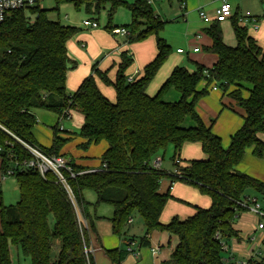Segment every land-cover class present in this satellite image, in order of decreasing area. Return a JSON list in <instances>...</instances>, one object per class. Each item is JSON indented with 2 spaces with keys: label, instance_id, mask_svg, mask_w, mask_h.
Instances as JSON below:
<instances>
[{
  "label": "trees",
  "instance_id": "16d2710c",
  "mask_svg": "<svg viewBox=\"0 0 264 264\" xmlns=\"http://www.w3.org/2000/svg\"><path fill=\"white\" fill-rule=\"evenodd\" d=\"M53 1L52 9L38 4L21 7L0 22V174L11 168L19 192L15 204L4 205L0 190V264H12V245L30 264H95L92 254L86 256L83 249L90 247V232L97 235L88 208L95 210L101 203L112 207L111 232L125 243L132 240H126L125 235L134 213L141 217L144 228L139 247L148 245L154 232L177 237L167 258L156 264H223V257L228 258V264H236L228 246L231 238L239 239L234 224L246 211L250 191L264 196V181L236 169L246 148L251 147L258 157L264 154V141L259 137L264 133V48L238 24L237 15L230 18L233 45L224 42L220 22L212 20L203 29L210 39V45L203 49L216 56L211 67L194 62V69L188 70L176 65L150 95L147 87L168 57L170 45L159 35L166 21L147 0ZM64 2L88 14L107 10L105 29L109 32L118 27L112 24L116 9L126 8L131 17L130 23L122 26L127 30V41L155 37L156 53L143 66L142 74L128 81L125 71L132 57L121 52L113 80L94 66L93 73L67 94L66 72L76 62L69 57L66 43L79 28L48 16ZM93 74L113 87L114 101L100 91ZM202 81L204 85H200ZM212 81L244 112L226 147L212 131L214 121L206 125L196 110V103L208 94ZM170 88L179 95L174 101L164 98ZM34 109L52 111L60 117L78 112L82 123L72 134L84 140L79 146L86 149L100 141L107 145L96 169L66 158L74 175L65 169L62 174L72 199L53 173L42 176L23 166L31 155L21 142L57 156L62 155L59 150L69 140L59 136L54 125L50 146L39 145L32 131ZM186 143H198L204 157L178 164ZM169 146L176 167L173 173L151 165L159 153L163 158ZM163 177L195 187L209 196L210 205L193 206L192 215L184 219L172 216L162 222V211L172 198L169 188L160 191ZM84 190L93 191V203L84 199ZM53 239L59 240L55 260L50 257ZM104 252L112 262L122 257L118 248Z\"/></svg>",
  "mask_w": 264,
  "mask_h": 264
},
{
  "label": "rangeland",
  "instance_id": "374dc122",
  "mask_svg": "<svg viewBox=\"0 0 264 264\" xmlns=\"http://www.w3.org/2000/svg\"><path fill=\"white\" fill-rule=\"evenodd\" d=\"M188 1L195 4V7L191 8L187 5L186 9H183L182 7L181 9L179 7L180 0H171V1L154 0V3L151 4L153 10L160 16V18L166 21L159 35L162 38H164L167 41V43L170 45V53L166 58V60L156 71L155 78L151 81L150 85H154L156 84V82H159L162 78H164L174 65L185 66L188 70H193L195 67V63L192 60H190L189 55H187L186 53H177L176 49L180 47L183 48V50H190L192 48V44L194 43L192 40L194 33L203 31V29L206 28V26L208 25V23H205L200 19L198 12L204 11L205 13H208L209 9L206 3L211 4L216 0H188ZM255 1L256 2L245 5L244 0H242L241 9L244 10L249 8L252 12L258 13L259 15L264 14V0H255ZM37 4L39 7L46 9H52L55 6L53 0H40ZM211 6H214V4H212ZM48 16L51 19H58L63 24L74 25L80 28V31L78 33H80L81 31L85 33L91 32V28L89 27L84 28L85 26L84 27L82 26L83 25L82 20L85 18H89V19L95 18L98 23V28L100 29H105V25L107 23V10H102L99 12V14H88L83 10H76V8L73 6L71 2H64L59 4L58 10H50L48 12ZM130 21H131L130 12L126 8H122V7L117 8L112 16V24L118 27L127 25L130 23ZM256 24L259 27L257 31H252L250 28H248L247 31L249 34L254 36L255 39L262 46H264V17L259 18L256 21ZM220 26L223 31L224 42L233 45L235 43V39L231 25L228 22H221ZM248 26L251 25L249 24ZM142 41H145L143 43L147 51L150 48L151 49L154 48V43H155L154 35H149ZM134 45L138 47L139 45L142 44L137 43ZM200 52H201V56L193 55V58H199V60L206 61L205 64L209 66L211 64L210 62L212 59L211 53L204 51V49L201 50ZM128 55L132 57V62L130 64L131 68L133 65H137L138 62H140V59H137L136 53L132 49H129ZM71 69L73 68H70L68 70ZM212 82L209 85L210 90H211V86L216 84V82L215 83L214 81ZM200 85H202V83H200ZM218 89H220L219 93L209 92L206 96L200 98L196 103V108L198 113L203 118V120L205 122H208V124H210L211 121L216 122L219 119H221L222 126H224L223 121L224 119H226L225 114L227 115V114L236 113L237 115H239L238 112L241 111L240 110L241 108L237 105L236 102L233 101V105H237L235 106V108L239 110L235 109L234 112L232 110L230 111L224 110L222 111V113H220L221 117H219L218 111L216 112V114H212L210 110L214 107L217 106L219 107L220 102H223L225 100L224 97H226L224 95L221 99L220 95L221 93L223 94V90L220 87ZM66 92L67 94L73 93V91H69L67 87H66ZM37 110L38 111L37 112L35 111L34 113L36 118V124L34 125L32 131H33V137L34 139L35 136L37 137L39 145L40 143H42L44 145L43 147H45L46 145V148L50 145L52 126L57 125L59 129L58 131L59 136L69 139L67 144L70 143L68 146L65 143L59 150V153H62V148L65 145H66L64 147L65 153H71L73 149L75 150L82 149L79 145L78 146L76 145V142L78 141L77 138L78 135L73 134L72 136V134L70 135L67 133L68 131H72L74 133H77L78 131L81 116L77 112H71L70 115L68 116L60 117L55 112L52 111H48L45 109H37ZM237 115L235 116L237 117ZM60 127H62L63 130H60ZM66 134L68 135L66 136ZM259 137L262 139V141H264V133L259 134ZM78 143L79 141L77 142V144ZM102 145L103 144L101 142H98L93 146V149L90 150L88 149V151L91 152L88 153V155L91 154L89 155L90 156L89 160L93 162L98 161L99 153L97 152H99ZM251 149H252L251 147L245 149V153L242 158L244 161L242 163V167L244 170H248L247 173L259 174L260 176L259 178L262 179L264 178V154H262L261 157H258L251 152ZM82 151H87V150L83 149ZM171 155H172L171 146H169L166 149L163 158L161 157V153L158 154V156H160L162 159L160 169L164 170L166 173H173L176 168L174 167V163L171 160ZM66 156H68V158H71L75 161L76 155L72 154V157L70 155H66ZM161 181H162V189L160 191L163 192L167 187L169 178L163 177ZM175 185L178 186L177 192L180 193V195H176V196L181 200L187 201L191 204H199L205 202L204 199H206V201L210 200L209 196L205 194H201L195 187L191 185L181 183L179 181H175L174 186ZM0 190H1L2 202L4 205L15 204V202L18 200L19 192L14 175H6L3 179H0ZM170 192L171 194H173L172 193L173 191L170 190ZM249 194L256 197L259 203L264 204V196L260 195L259 193L251 192V191L249 192ZM85 196L89 198L91 201L93 202L95 201V196L93 194V191L91 190L86 191ZM110 210H111L110 205L101 203L96 208V213L97 215L108 216L110 214ZM189 210H192V207L189 204H185L183 202H180L178 200H173V198H170L166 203L165 206L166 214L163 215V219L165 220L167 216L171 217L174 214L180 216L183 213H187V211ZM245 212L246 213L239 221V223H242L244 225V227H241L242 231L241 232L238 231V233L241 234L242 236V240L238 239L240 241H237V239H234L232 241L234 243V248L232 247V249L234 250L233 252H235V254H237V256L241 258V261L247 262L249 259L248 258L249 254L252 253L253 251H254L253 255L256 252L260 253L257 254L259 258L264 256V242H262L264 240L260 241V234L262 231L258 229L254 230L257 224V220L252 221L255 214L252 213L249 209H246ZM49 223L50 225H52L53 223V219L51 217L49 218ZM252 226H254V228L252 231H250V228H252ZM105 230L106 229L102 228V232H105L107 240H110L111 237L112 238L116 237V235L112 234V232L109 233L108 230L107 232ZM126 231L128 233L127 235L132 237V241L134 242L133 246H135L136 249H139L141 251L142 261L141 263L138 264H152L153 261H155V256H156L155 253L152 252V248H154L155 246L160 249V247L157 244L144 245L142 247L138 246V239L143 234L144 231L141 217L138 214L136 213L133 214L131 223L128 224ZM157 238L158 240L156 239V241L154 242L157 243V241H159L160 244H162L165 248L168 247V244H170L171 247L173 248L177 243V237L165 231L160 232V234L157 235ZM118 246H119L118 249L122 251V257L120 261L112 262L111 259L102 252H99V254L96 255V249H95L92 253L93 256L95 254V256L93 257V259L95 258V264H137V262L140 259L139 260L135 259L133 253L126 251L125 242L121 240V242L118 243ZM10 249L12 255V264H30L29 259L27 257H24L19 252V250H17L15 246L13 245L10 246ZM58 249H59V240L53 239L51 246V255H50L52 260L56 259ZM164 251H161L159 255H157L158 259L162 258L163 254L166 253ZM145 253H150L149 258L145 256ZM257 256L254 255V258H257Z\"/></svg>",
  "mask_w": 264,
  "mask_h": 264
},
{
  "label": "crops",
  "instance_id": "0c3cea01",
  "mask_svg": "<svg viewBox=\"0 0 264 264\" xmlns=\"http://www.w3.org/2000/svg\"><path fill=\"white\" fill-rule=\"evenodd\" d=\"M221 1L222 0H216L215 2H213L211 4L206 3V5H207V7L209 9L208 14L210 16H212L213 10L217 7V5ZM227 1L231 4L232 14H235V15L239 16L240 14L243 13V11L244 12L245 11H249L252 15L256 16L257 20L259 18H261V17H264V14L259 15L258 13L252 12L249 8L242 10L241 9L242 0H227ZM253 2H256V1L255 0H244V4L245 5H248V4L253 3ZM153 3H154V1H153ZM180 3L184 7L183 9H186L187 5L189 7H191V8L195 7V4H193L192 2H189L188 0H180L179 7L181 8ZM212 4H214V6H211ZM85 19H89V18H85ZM85 19H83V20H85ZM90 19L97 21L94 18H90ZM211 21L212 20L203 21V22L208 23V25H209L211 23ZM222 22H228L230 24L231 19H228V20H225V21H222ZM82 26L84 27V25H82ZM84 28H86V27H84ZM246 28H247V30H248V28H250L252 31H257L259 29L258 25H257L256 29H253L252 26H247ZM79 31H80V28H79ZM78 32L76 33L77 35H75L72 38H70L67 41V43H66L67 53H68L69 57L76 62L75 66L73 67V69L68 70L66 72V83L65 84H66V87L69 89V91H75L77 89V87L80 85L81 81L85 77H87L88 75L93 73L92 69H93L94 66H95V68H97L100 71H106L107 72V76L109 77V79L113 80L114 77H115L116 71H117V65L120 62V53L121 52H127L128 53L129 49H132L136 53L137 59H140V62H138L137 65H133L132 68H131V66H129L126 69L125 74L127 75V77L133 76L134 79L138 78L142 74L143 66L147 62H149L154 57V55L156 53L155 43H154V48L153 49L150 48L147 51L146 48H145V45L143 43L145 41H142V42L138 41L136 43L135 42L129 43L127 41V35H125V34H119V33H113L112 34L109 31H107L106 29H100L98 27L91 29V32H89V33H85L83 31H81L80 33H78ZM247 33H248V31H247ZM248 35L255 39V37L252 36L251 34L248 33ZM192 40H193L194 43L192 44V48L190 50H183V48L179 47L180 49H182V52H177V49H179V48L176 49V52L177 53H186L187 55L190 56V60H192L193 62H195L197 64H200V65H203L205 67H211V65L216 60V56L214 54L212 55V53H211L212 59H211V62H210L211 64L209 66L205 64L206 61L199 60V58H193V55L201 56V52L200 51L203 50L204 47H207V46L210 45V39L208 38V36L203 31H199V32L194 33ZM256 42L258 43L259 46L264 48V46H262L257 40H256ZM137 43L142 44V45H139L138 47H136V45H134V44H137ZM174 66H176V65H174ZM171 69L169 70V73H170ZM169 73L166 74V76L164 78H162L159 82H156V84H154V85H150L149 84L148 87H147V93L150 94V95L155 93V91L157 90L159 85L164 81V79L169 75ZM93 75H95V74H93ZM94 77H95L96 84H97L98 88L100 89V91L110 101H114L115 93H114L113 87L111 85L104 84L96 75ZM154 78H155V76H154ZM201 83H202V85H204V82H201ZM218 88H219V86L216 87L215 89H212V86H211V90H210V88L208 86V93L209 92H218L219 93L220 89H218ZM165 94H166V96L164 95L165 99L168 100V101H174V100H176L178 98V93L172 88H170ZM224 95L226 96V97H224L225 100L223 102H220L219 107L217 106V107H214V108H212L210 110V112L212 114H216V112L218 111L219 112V117H221L220 113H222V111H224V110H227V111L228 110L229 111L232 110L234 112V110L236 109L235 106L238 105V104L237 105H233V101L234 102H236V101L230 99L226 95V92H224V91H223V94L221 93V95H220L221 99H222V97ZM196 110H197V108H196ZM236 110H239V109H236ZM240 110L241 111L238 112L239 115H237L236 113L227 114V115L225 114V118L226 119H224V121H223V125L224 126H222L221 119H219L218 121H216V122H214L212 124V131L216 135H218L220 137L223 147L227 146L229 144L230 136L241 125V122H242L241 116L243 115L244 112H243L242 109H240ZM35 111L37 112L38 110L34 109L33 113H35ZM71 112H75V111H71ZM78 114L81 116L80 122H79L80 123L79 127H80V125L82 123V115L80 113H78ZM235 115H237L238 119H237V117ZM200 117H201V115H200ZM202 120H203V118H202ZM203 122L206 125H209L208 122H205L204 120H203ZM67 133L71 135L72 131H68ZM34 134H35V131H34ZM68 134H66V136ZM72 136H73V134H72ZM77 138H78L79 143L77 144V142H78L77 141L76 145L78 146L84 140L82 138H80L79 136H77ZM35 139H36V142L39 143L36 136H35ZM51 140H52V133H51ZM100 142L103 145H102L101 149L99 150V152H97V153H99V157L102 154V152L106 149V146H107L104 141H100ZM69 144L70 143H68V144L66 143L67 146ZM40 145L44 146L42 143H40ZM94 145L95 144L89 145L88 148H86L87 151H82L83 149H81V150L73 149V151L71 153H65L64 152V147L65 146H64L62 148V153H60V154H62L65 158H68V156H66V155H70L72 157V154H74V155H76L75 161L73 159H71V158H69V159L73 160L76 164L81 165V166H83L85 168L96 169V168L99 167V164H100L99 157H98V161L97 162H93V161L89 160L90 159L89 155H91V154L88 155V153H91V152L88 151V149L89 150L93 149ZM45 147H46V145H45ZM251 152H252V150H251ZM203 157H204V154L202 153L198 143H186V144H184V146L182 147V149L180 151V155H179V158H178L179 159V161H178L179 163L178 164L184 165L186 163V161H188V160L200 159V158H203ZM243 162L244 161L242 159L240 161V163L236 166V169L238 171L246 173V174H248L250 176H253V177H255V178H257V179H259L261 181H264V178H262V179L259 178L260 177L259 174L247 173L248 170H244L243 167H242V163ZM161 163H162V160H161ZM160 167H161V164H160ZM167 188H169V191L170 190L173 191L172 192L173 194H171V192H170V194L172 195L173 200H178V201L183 202L185 204H189L192 207V210L187 211V213H183L180 216H178L177 214H174L172 216H177L180 219H184V218H186V217H188V216H190V215H192L194 213V207L193 206L206 208V207H208L210 205V200L206 201V199H204L205 202H202V203L197 202L199 204H191V203H189L187 201L179 199L176 196V195H180V193L177 192L178 186L177 185L174 186V182H171L170 179H169V182L167 184L166 189ZM161 189H162V181H160V190ZM86 191H89V190H84L82 192V195H83L84 199L86 201H88L89 203H93V201H91L89 198H87L85 196ZM94 196H95V194H94ZM95 199H96V196H95ZM262 206H264V204H262ZM96 208H95V210H93L92 207L88 208L89 214L91 215V218L93 219V225H94L96 233H97V235H96L94 232H90V234H89V246L92 249V253L96 249V255H98L99 252H102L103 254H105V252H104L105 249H116V248H118L119 247L118 243H120L122 239L118 238L116 236V237H113V238L111 237L110 240H107L105 232H102V228L106 229L105 230L106 232H107V230H108L109 233L111 232V226H110V223H109V219L111 218L112 213H113L112 207H111V210H110V214L108 216L97 215ZM245 213L246 212H243L242 214H240V216L238 217V219L236 220V222L234 224V228L237 231H239V232L242 231L241 227H244V225L242 223H239V221L241 220V218L243 217V215ZM164 214H166L165 213V207H164V209L162 211V214H161V217H160L161 221L165 223V222L169 221V219L172 216L171 217L167 216V218H165V220H164L163 219V215ZM168 217H169V219H168ZM256 218H257V216L254 215L252 221H256L257 220ZM101 225H103V226H101ZM253 228H254V226H252V228H250V231H252ZM143 233H144V231H143ZM127 234L128 233L126 232L125 237H126V240H129L130 236L127 235ZM158 234H160V232L152 233L150 235V238H149V241H148V245L157 244L160 247L158 253L155 254L156 255L155 256V261H153L152 264H156V263L160 262L161 260H164L165 258H167V256L169 255L170 251L172 250V247H171L170 244H168V247L165 248L162 244H160L159 241H157V243L154 242V241H156V239L158 240V238H157ZM238 237H239L240 240H242L241 234L238 233ZM234 239H236V238H231L230 241H229V245H228L229 249H230V252L235 256V258H233L232 261H241V258L238 257L237 254H235V252H233L234 250L232 249V247L234 248V243L232 242ZM240 240H237V241H240ZM262 240H264V233L261 232L260 241H262ZM164 250H166V251H164ZM161 251H164L166 253L163 254L162 258L158 259L157 255H159V253ZM253 253H254V251L249 254V257H248L249 259L247 261L248 264H254V263H257V262H260V261L264 260V256H262L260 258L257 256V254L259 252H256L254 254L255 256H257V258H254ZM149 254L150 253H145V256L147 258H149V256H150ZM10 256L12 258L11 249H10ZM94 256H95V254H94ZM141 256H142V254H141V251L139 250V255L137 257H135V259H137V260L140 259L137 262V264L141 263V261H142V259H141L142 257ZM93 260H94V263H95V258Z\"/></svg>",
  "mask_w": 264,
  "mask_h": 264
},
{
  "label": "built area",
  "instance_id": "2783aa9c",
  "mask_svg": "<svg viewBox=\"0 0 264 264\" xmlns=\"http://www.w3.org/2000/svg\"><path fill=\"white\" fill-rule=\"evenodd\" d=\"M40 0H0V22L3 21L10 13L11 11L26 7V6H32L36 5ZM148 3L152 4L154 0H147ZM181 7L183 5L181 4ZM212 16H210L208 13H205L204 11H199L198 15L200 19L203 21L208 20H216L219 22L228 20L231 18L232 14V7L231 4L227 0H222L217 7L213 10ZM257 18L256 16L252 15L249 11H245L242 14L238 16V24L241 26L247 27L249 24L253 27V29L257 28L256 25ZM82 24L85 27H89L91 29L98 27V23L95 20L91 19H85L82 21ZM111 33H119V34H125L127 35V30L123 27H117L115 29H112ZM177 52H182V49H177ZM205 75L208 74L207 70L203 71ZM128 81H132L134 78L133 76L127 77ZM215 83V81H214ZM217 86L216 84L212 85V89H215ZM71 112H69L68 115H70ZM60 130H63L62 127H60ZM21 144L26 148V150L30 153L31 157L28 160H25L23 162V166L29 169H32L34 171H37L40 175L44 176L46 172L53 173L57 180L63 185L65 190L70 195V198L72 199L71 192L69 187L66 184L65 178L62 174V170L65 169L70 172V169L68 168L66 164V158L62 155L57 156H48L41 152L38 148L32 145H28L24 142H21ZM161 157L155 156L152 161L151 165L158 169L160 168L161 164ZM6 175H12V169L8 168L6 172L1 175L0 179H3ZM70 175L73 176L74 174L70 172ZM247 203L245 204V208L249 209L252 213H254L257 216V224L255 230H261L262 233H264V206H262L261 203H259L258 199L252 195H247L246 197ZM83 222V221H82ZM131 220H129V223ZM84 223V222H83ZM134 242L132 240L127 241L126 243V251L133 253L135 257L139 255V249H136L135 246H133ZM159 248L155 247L152 248L153 253H158ZM83 252L86 256L92 253V249L90 247H84ZM223 264H228V258L223 257L222 258ZM236 264H245L248 262L245 261H234Z\"/></svg>",
  "mask_w": 264,
  "mask_h": 264
}]
</instances>
